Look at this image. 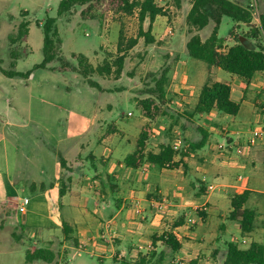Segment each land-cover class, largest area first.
I'll list each match as a JSON object with an SVG mask.
<instances>
[{
  "label": "crops",
  "instance_id": "obj_1",
  "mask_svg": "<svg viewBox=\"0 0 264 264\" xmlns=\"http://www.w3.org/2000/svg\"><path fill=\"white\" fill-rule=\"evenodd\" d=\"M253 24L259 26L260 18ZM169 32L173 34L172 30ZM188 42L189 39L184 41L181 59H176L173 67L169 89L173 94L168 93L167 104L171 108H183L184 104L192 103L195 106L201 88L208 82L209 71L214 75V81L231 86L232 99L240 105L238 115H226L214 110L193 118L189 116L187 124L183 121L180 127L172 129L173 140L165 142L168 122L165 120V112L154 120L142 115L140 122L125 124L109 122L105 116L94 114L89 122L85 123L86 128H94V132L88 134L85 128L83 132L75 133L72 138H59L57 143L61 148L57 146L54 151L48 146L39 153L31 149L27 154L28 166L25 169L19 162L22 157L19 147L7 142L0 126V187L2 177L9 186L14 187L9 188L7 195L0 196V199L3 205L11 208L7 213L10 221L14 216L13 210L17 205L20 208L23 203H17L20 198L18 189L26 185L21 191L30 187L34 193L32 200H43L48 220L49 213L58 215L59 219L53 220V227L45 224L42 226L49 234L46 243L51 245L55 243L54 240L63 247L67 246L66 243L81 246L92 242L100 252L109 249L111 258L125 261L137 257L140 253L144 254L143 251L150 247L149 234L159 228L164 229L166 219L185 216L179 219L180 225L174 230L182 245L178 232L189 229L188 220L195 214L196 219L193 218L196 229L188 233L195 240L206 238L205 232L209 231L210 226H216V230L224 229L226 233L235 229V232L241 235L242 242L255 241L263 244L255 239V231L259 230V220H264V211L261 210L264 202V143L250 145L249 139L253 129L264 125V78L258 73L249 83L231 74L230 80L223 79L218 75L219 71L215 72V68H207L201 61L188 55ZM181 111L184 112V109ZM242 112L257 125L255 128L248 130L246 123L238 119ZM130 114L128 116H133ZM196 118H200V121L194 129L191 126ZM212 121L217 122L219 127L211 125ZM5 124L8 126L9 122L6 120ZM146 125L152 131L147 150L155 154L160 152L163 145L172 147L178 133L186 136V133L190 134L193 129L197 137L190 146L201 140V131L208 133V140L206 145L197 151L190 150L184 141V146L176 152L171 166L160 168L144 161L135 169L127 165L126 159L136 151L138 138ZM220 138H224L225 142ZM152 139L153 148L150 146ZM62 143L64 145H61ZM210 186H215V189L210 190ZM245 190L252 192L246 206L258 213L255 231L248 237H243L240 224L229 218L232 197ZM160 203H163V208ZM89 208L93 210L94 218L87 215L85 210ZM108 211H113L114 214L106 221ZM137 215H141L139 222ZM65 225L69 228V234H66ZM2 226L0 221V231L5 229ZM261 227L264 231V223ZM120 231L123 238L119 237ZM37 234L38 232L30 234L34 237L33 242H30V247L24 253H16L15 243H5L0 232V260L2 261L3 256L12 259L16 254H21L24 264H46L47 261L44 260L27 261L28 254L44 249L39 247L41 241L35 238ZM72 234L74 238L71 237ZM62 235L65 236L64 240ZM111 236L118 237L121 242L119 246L126 247L119 253V258L115 256L117 247L106 244L110 242ZM214 238L218 240L217 235ZM16 242L25 244L26 241ZM194 246H191L190 251L187 247L185 252L182 245L179 252L183 251L186 257L193 256L195 250L199 252L198 247Z\"/></svg>",
  "mask_w": 264,
  "mask_h": 264
},
{
  "label": "rangeland",
  "instance_id": "obj_2",
  "mask_svg": "<svg viewBox=\"0 0 264 264\" xmlns=\"http://www.w3.org/2000/svg\"><path fill=\"white\" fill-rule=\"evenodd\" d=\"M61 1L0 0V66L5 70H11L14 61L12 53L16 52L20 58L14 70L19 73L32 71L29 77L10 78L0 70V126L7 142L14 147H19L20 156H22L19 162L23 169L28 166L26 159L31 149L39 153L41 149L48 146L54 151L57 146L60 147L57 143L59 138H72L75 133L83 132L87 126L85 123H88L94 114H98L100 117L105 116L104 118L109 122L114 121L119 124L140 122L142 115L147 118L139 107V103L150 97L155 98L152 90L157 80L165 72H168L166 89L167 93H170L171 74L176 59H181L183 54L184 41L190 40L195 34H199L205 40L210 36L214 27V24L210 23L202 31H190V27L187 25V16L192 4L189 0L182 1L180 8L176 6L174 0H155L159 6L164 8L166 16L156 18L150 31V35L154 37L155 41L147 43L144 37H138L141 24L137 13L126 16L106 13L99 8L87 11L86 7H76L72 12L59 16L58 8ZM249 9L253 14L252 23H257V19L264 12V0H257V9L254 10L251 7ZM49 17L57 19V27L62 39L60 56L50 64L49 68L34 70V67L42 63L44 59L43 25ZM23 21L29 22V36L13 43L12 39L16 37ZM142 27L145 32H148L150 30L149 20H146ZM121 28L124 29L127 39H138L136 46L128 50L126 54L122 74L120 76L115 73L109 76L93 74L92 79L99 83L101 88L91 87L80 74L78 61L73 58V55L87 56L93 67L102 66L107 60L114 62L119 56L118 42ZM169 30H172L173 34H170ZM249 32V28L245 25H237L231 18L224 17L219 31L222 47L227 48L233 45L237 36H243ZM255 43L264 47V34L255 40ZM201 64L208 68L204 62ZM215 69V72L219 71L218 75L221 78L231 79L230 73L219 68ZM207 78V80L209 78L214 80V75L208 71ZM172 94L170 93V95ZM189 95L193 96L191 93ZM193 107V103L184 104L183 108H171L168 104L161 106V113L165 112L167 119H164L168 120L165 129V142L173 140L172 129L174 127H180L183 121L187 124L189 117L187 113H191ZM181 109H184V112ZM130 113L133 116H128ZM238 119L246 123L248 130L257 126L243 112ZM6 120L9 122L8 126L5 124ZM199 121L200 118H196L191 127L195 129ZM211 125L219 127L215 121H212ZM93 129L86 128L88 134L94 132ZM194 129L190 134L188 132L186 136L185 134L182 136L188 148L189 144L197 137ZM221 136L223 137V135ZM220 140L225 142L224 138H220ZM153 141L152 139L150 142L152 148ZM262 148H264L263 144ZM213 152L214 150L211 151V153ZM2 179L1 197L7 195V190L12 187L4 177ZM18 185L19 182H17ZM25 186L23 185V187ZM23 187L18 189L20 198L17 203L24 202L26 212H21L17 205L13 210L12 223L9 214L7 215L11 208L3 205L2 199H0V221L3 225L2 228H5L0 231L1 238L5 243H15L16 253H24L30 247V242H33L34 237L30 234L38 232L35 238L41 241L39 247L49 249L55 255V259L52 262H46V264H124V262L139 264L142 257H146L147 264H224L227 242L237 241L241 247H247L250 244L249 241L242 242L241 235L237 234L235 229L226 233L224 229L216 230V226H210L209 231L205 232L206 238L193 239L188 233L196 229L194 221L196 214L193 215L194 218L188 220L189 229L178 232L184 247L183 250H187L189 247L188 251H190L192 250L191 246L197 244L194 247H198L199 252L195 250L197 253L195 252L190 257H186L183 251H172L170 247L161 242L154 246L152 238V236L161 237L167 233L176 237L174 230L180 225L179 219L185 216L164 220V229L159 228L153 234H149L150 247L143 251L144 254L140 253L137 257L128 258L125 261L111 258L109 249L100 252L92 242H86L81 246L66 243V247L59 245L57 240H54L55 243L52 245L47 244L49 234L42 229V226L45 224L53 227V220H58V215L51 212L48 220L43 200H32L34 193L31 188L28 187L21 191ZM261 210L264 211V202L261 205ZM85 211L90 218H94L91 208ZM112 214H114L113 211H108L105 220L107 221ZM137 219L139 222L141 215H137ZM263 223L264 220H259V230L255 231L257 234L255 239L264 244V231L261 230ZM215 235L218 240L214 238ZM71 237L74 238L73 234ZM119 237L123 238L121 231ZM236 237L238 238L236 239ZM62 239H65L64 235H62ZM17 240L26 242L25 244L17 243ZM120 243L118 237L112 236L110 242L106 243L109 246L117 247L118 251L115 252L117 258L120 257L119 253L126 248L124 245L119 246ZM183 256L185 258L180 259ZM22 257L21 254H16L12 259L3 256L0 262L1 264H24Z\"/></svg>",
  "mask_w": 264,
  "mask_h": 264
},
{
  "label": "trees",
  "instance_id": "obj_3",
  "mask_svg": "<svg viewBox=\"0 0 264 264\" xmlns=\"http://www.w3.org/2000/svg\"><path fill=\"white\" fill-rule=\"evenodd\" d=\"M182 1L184 0H174V3L180 8ZM189 1H191L192 7L187 16V25L190 27L191 32L202 31L210 23L214 24L213 30L206 40H203L199 34L191 37L187 43V52L191 58L204 62L209 68H219L231 75H235L245 83H249L256 74L264 72V47L255 43V40L264 34V12L260 15V25L256 26L252 23L253 14L249 9L251 0ZM76 7H86L85 10L87 11L99 8L106 13L126 16H132L137 13L141 24L138 37H144L147 43L155 41L154 37L150 35V31L156 18L166 16L164 8L159 6L155 0H62L59 4L58 15L64 16L72 12ZM224 17L231 18L237 24H243L250 30L246 35L237 36L234 45L226 50L222 47V40L219 38V30ZM146 20L150 22V30L148 32H145L142 27ZM29 31V22L23 21L12 42L16 43L27 38ZM43 31L44 59L42 63L34 67V70L49 68V65L60 56L62 39L57 27V19L47 18L43 25ZM231 33L233 34V30ZM241 37L245 38L244 42L241 41ZM137 40V38L127 39L124 29L121 28L118 42L119 56L114 62L107 60L104 65L93 67L89 58L83 54H74L73 58L78 61L79 72L88 84L91 87L100 89L99 83L92 79L93 74L109 76L115 73L120 76L124 68L126 54L128 50L136 46ZM12 55L14 59L11 65L12 69L5 70L0 66V70L10 78L17 76L29 77L32 71L19 73L14 70L20 57L16 52H13ZM167 86L168 72H165L157 80L152 90L156 99L150 97L140 101L139 107L147 118L154 120L162 114L161 106L167 104L168 101ZM214 110L226 115L237 116L240 111V105L233 101L230 85L209 78L208 82L201 88L193 110L187 114L193 118L196 115L208 114ZM201 133V140L191 144L192 151L200 150L206 145L208 133L206 131H201ZM151 134V128L148 125L144 126L137 141L136 151L126 159L128 166L137 169L144 161L160 168L167 165L171 166L176 152L170 145L161 146L158 154L147 150ZM251 194V191L245 190L243 193L235 194L231 199L232 210L229 218L240 224L243 237H248L255 231L258 218V213L246 206ZM65 231L66 234H69L67 225H65ZM158 242L170 247L174 252H178L182 247L181 243L171 233L161 237L154 236L153 245L156 246ZM54 257L50 250L38 249L33 254L27 255V261L44 260L52 262ZM124 264L129 263L124 262ZM139 264H147L146 257H142ZM224 264H264V245L253 241L247 247H241L239 242L230 241L227 243Z\"/></svg>",
  "mask_w": 264,
  "mask_h": 264
},
{
  "label": "built area",
  "instance_id": "obj_4",
  "mask_svg": "<svg viewBox=\"0 0 264 264\" xmlns=\"http://www.w3.org/2000/svg\"><path fill=\"white\" fill-rule=\"evenodd\" d=\"M250 7L253 8L254 10L257 9V0H251ZM255 14V13H254ZM171 34V32H170ZM263 78H264V72L260 73ZM250 145H258L259 143H264V125L258 126L255 129L251 131V137L249 139ZM184 146V139L180 133L176 135L175 141L172 145V149L177 152L179 151L182 147ZM210 190H214L215 186H210ZM160 207L163 208V203H160ZM26 208L25 203L23 202L20 205L19 210L21 212H24Z\"/></svg>",
  "mask_w": 264,
  "mask_h": 264
},
{
  "label": "water",
  "instance_id": "obj_5",
  "mask_svg": "<svg viewBox=\"0 0 264 264\" xmlns=\"http://www.w3.org/2000/svg\"><path fill=\"white\" fill-rule=\"evenodd\" d=\"M241 41L244 42L245 41V38L244 37H241Z\"/></svg>",
  "mask_w": 264,
  "mask_h": 264
}]
</instances>
